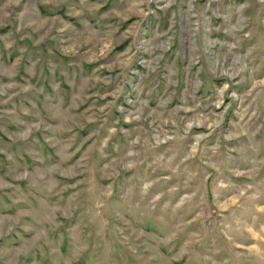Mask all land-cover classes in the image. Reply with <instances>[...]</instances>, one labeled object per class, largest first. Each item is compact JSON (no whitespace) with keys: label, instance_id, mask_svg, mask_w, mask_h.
Wrapping results in <instances>:
<instances>
[{"label":"rangeland","instance_id":"1","mask_svg":"<svg viewBox=\"0 0 264 264\" xmlns=\"http://www.w3.org/2000/svg\"><path fill=\"white\" fill-rule=\"evenodd\" d=\"M0 264H264V0H0Z\"/></svg>","mask_w":264,"mask_h":264}]
</instances>
